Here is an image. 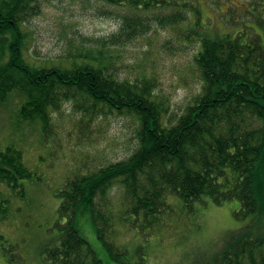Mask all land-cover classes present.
Segmentation results:
<instances>
[{
  "label": "trees",
  "instance_id": "1",
  "mask_svg": "<svg viewBox=\"0 0 264 264\" xmlns=\"http://www.w3.org/2000/svg\"><path fill=\"white\" fill-rule=\"evenodd\" d=\"M51 1L0 0V108L13 97L21 98L16 115L24 122L40 124L44 132L51 131L54 115L61 114L66 105L81 113L88 123L109 116H131L138 122V129L137 146L127 159L67 181L60 192L63 202L59 209V217L65 222L56 224L62 231L60 245L42 251L46 262L102 264L75 227L78 215L84 212H88L110 258L123 261L128 251L111 240L116 221L110 206L117 188L122 189V224L128 223L131 216L169 212L170 197L178 199L190 212H195L197 202L209 198L216 204L237 201L238 219L261 214L262 36L253 31L246 43L241 34L212 38L199 10L190 9L187 1L101 0L132 8L135 14L122 17L116 33L88 40L92 46L71 50L56 62L31 61L25 54L31 45L29 22L41 15ZM257 7L264 12L262 6ZM257 7L248 4L251 14ZM153 9L176 10L156 21L173 28L182 26L184 36L197 35L201 44L195 65L202 91L174 123L171 106L154 93V80L121 79L112 69L117 51L113 49L148 33L149 18L142 15ZM187 12H194L191 22ZM32 177L21 151L9 147L0 152V186L4 184L15 192L22 187V180ZM8 218L9 200L2 197L0 190V220ZM0 241L4 242L1 234ZM206 264H264V236L236 234Z\"/></svg>",
  "mask_w": 264,
  "mask_h": 264
},
{
  "label": "rangeland",
  "instance_id": "2",
  "mask_svg": "<svg viewBox=\"0 0 264 264\" xmlns=\"http://www.w3.org/2000/svg\"><path fill=\"white\" fill-rule=\"evenodd\" d=\"M182 1H187L190 9L199 10L208 36L241 34L246 43L254 31L262 36L260 43L264 46V12L257 7L264 8V0ZM248 4L257 7L253 14ZM175 11L153 9L144 13L142 16L149 18L148 33L114 48L116 63L112 67L121 79L154 80V93L171 106L173 123L201 93L203 85L195 65L201 47L197 35L193 38L190 31L192 35L184 36L182 26L173 28L156 21ZM134 12L101 0H52L29 22L31 45L25 54L31 61L56 62L71 50L94 45L88 40L116 33L122 17L134 16ZM187 14L191 22L194 12ZM21 101L13 97L0 108V152L9 147L21 151L33 177L22 180V187L15 192L4 184L0 186L2 197L9 200V218L0 220L4 237V242L0 241V264H48L42 251L60 245L62 231L56 224L65 222L59 217L63 202L60 192L77 174L93 173L127 159L137 146L138 122L131 116H109L88 123L81 113L66 105L61 114L54 115L51 131L44 132L40 124L24 122L16 115ZM121 193V188L114 191L110 207L116 221L111 240L128 251L122 262L110 258L88 212L79 214L75 222L102 264H206L236 234L264 236V211L238 219L237 201L216 204L209 198L197 202L195 212H190L170 197L169 212L131 216L122 224Z\"/></svg>",
  "mask_w": 264,
  "mask_h": 264
}]
</instances>
